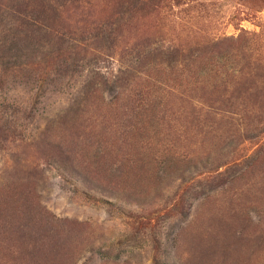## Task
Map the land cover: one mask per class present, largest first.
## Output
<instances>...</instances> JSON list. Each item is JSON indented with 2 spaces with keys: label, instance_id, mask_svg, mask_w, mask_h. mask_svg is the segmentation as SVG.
Masks as SVG:
<instances>
[{
  "label": "rangeland",
  "instance_id": "1",
  "mask_svg": "<svg viewBox=\"0 0 264 264\" xmlns=\"http://www.w3.org/2000/svg\"><path fill=\"white\" fill-rule=\"evenodd\" d=\"M186 1L195 6L183 17L192 19L196 40L237 37L243 29L263 47L264 0ZM80 2L62 7L64 24L53 35L0 11V193L26 175V226L54 240L61 264H264V131L243 142L219 104L202 108L179 97L165 135L151 143L157 172L141 169L148 154L140 148L149 143L127 133L134 119L109 125L88 103L90 92L100 89L96 102L144 92V81H133L146 70L136 60V39L196 45L171 17L117 19L110 0ZM115 21L121 46L110 37L119 28L97 27ZM152 59L155 65L163 56ZM57 143L70 151L48 158ZM96 146L122 152L102 173L91 160ZM129 151L144 154L136 170L125 159Z\"/></svg>",
  "mask_w": 264,
  "mask_h": 264
},
{
  "label": "trees",
  "instance_id": "2",
  "mask_svg": "<svg viewBox=\"0 0 264 264\" xmlns=\"http://www.w3.org/2000/svg\"><path fill=\"white\" fill-rule=\"evenodd\" d=\"M68 1L77 6L81 4V0H0V11L8 10L16 14L22 23L43 26L41 29L50 35L60 34L57 25L59 28L64 24L62 7L65 8ZM110 2L116 10L111 18L118 19L119 15H123L146 21L153 16L171 17L177 26L174 27L180 29L181 34L188 33L187 41H192L196 45L190 48V44L183 45L181 42L176 44L164 37L158 39L157 36L153 39L146 37L136 39L132 42L136 50V60L140 63L144 61L146 70L141 74H133V81H144L146 84L144 92L125 95L120 91L113 102L104 99L101 101L97 99L96 102L94 97L100 93L98 88L90 92L88 103L99 111L102 110L109 125H119L120 120L128 121L131 117L134 119L126 128L127 133L130 135L137 133L139 139L149 143L148 147L140 148L144 154L145 152L148 154L144 161L146 166L141 169H147L148 173L157 172L159 167L155 153H151L154 150L151 143H158L160 136L165 135L167 113L179 97L190 96L196 105L210 109L216 108L212 106V102L214 105L219 104L221 116L227 118V122L235 126L237 132L242 133L243 142L252 140L253 131H264V74H261L264 73L262 64L264 45L260 46L258 34L241 29L237 37L206 35L199 36L196 40V34L193 35L190 28L192 19L186 20L183 17L195 6L186 0H110ZM116 23V21L98 23L97 27L119 28ZM120 29L122 28L117 32H111L113 46L123 37ZM105 38L106 36H103L101 39ZM119 45L121 46L120 42ZM156 53L163 56V59L154 65L152 57ZM128 108L130 110L134 108L131 114L126 112ZM127 125L129 124H126V127ZM135 141L132 140V143ZM30 146L26 147L28 151L34 149ZM96 148L97 146L89 150L92 154L91 160L96 164L95 170L97 169L99 173L103 172L101 170L106 166L104 163L111 156L114 158L111 159L112 162H116L122 153L120 148L119 151L113 149L117 146H108L110 149L104 153L103 151L98 153ZM50 150L48 158L51 157L53 150L63 155L70 151L64 148L62 143L53 145V149L50 146ZM261 151L263 155L261 154L259 163L264 158L263 148ZM115 153L117 155L114 156ZM135 156L136 153L133 151L125 153V159L132 163L134 170L139 167L143 157ZM24 166L27 167V163ZM34 169L38 171L36 167ZM120 169L125 172V164L121 163ZM17 171L21 173L18 169ZM19 176L21 179L11 180L0 193V264H61L62 253L60 249H55L54 240L50 239L48 234L41 237L33 236L34 231L26 226L29 211L23 207L32 197L29 194L30 185L25 181L26 175Z\"/></svg>",
  "mask_w": 264,
  "mask_h": 264
}]
</instances>
